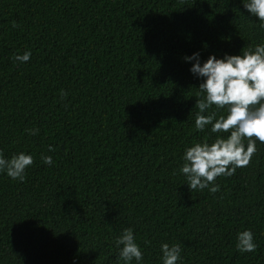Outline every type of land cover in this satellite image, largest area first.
<instances>
[{
  "label": "trees",
  "instance_id": "1",
  "mask_svg": "<svg viewBox=\"0 0 264 264\" xmlns=\"http://www.w3.org/2000/svg\"><path fill=\"white\" fill-rule=\"evenodd\" d=\"M257 44L241 0H0V153L33 157L23 182L0 172V264H118L125 228L143 264L164 242L177 264H264V144L215 193L179 172L185 147L227 135L195 130L183 56ZM245 229L254 252L235 247Z\"/></svg>",
  "mask_w": 264,
  "mask_h": 264
},
{
  "label": "clouds",
  "instance_id": "2",
  "mask_svg": "<svg viewBox=\"0 0 264 264\" xmlns=\"http://www.w3.org/2000/svg\"><path fill=\"white\" fill-rule=\"evenodd\" d=\"M241 3L248 16L255 17L264 29V0H241ZM30 58L31 52L27 50L14 55L20 63H26ZM183 60L190 63L189 72L200 81L196 89L202 98L195 100L199 110L195 114V130L204 132L207 128L211 133L227 135L185 147L179 172L185 177L189 190L208 189L215 193L220 187L213 183L215 179L221 175L231 176L237 168L246 167L257 150V141L264 144V44L240 50L238 54H209L203 61L196 51L183 56ZM65 95L61 90V98ZM213 106L221 110L219 116L215 111H208ZM27 131L35 135L39 130ZM48 151H53L51 145ZM42 160L48 165L53 163L51 156L42 155ZM32 163L30 153L21 151L9 158L0 153V172L12 180L23 182L26 168ZM114 244L118 264H132L133 260L143 264V252L131 228L123 229ZM235 247L241 253L254 252L253 232L250 229L238 232ZM181 250L180 243H161V264H177L182 259Z\"/></svg>",
  "mask_w": 264,
  "mask_h": 264
}]
</instances>
